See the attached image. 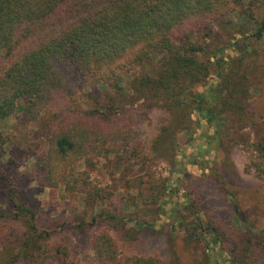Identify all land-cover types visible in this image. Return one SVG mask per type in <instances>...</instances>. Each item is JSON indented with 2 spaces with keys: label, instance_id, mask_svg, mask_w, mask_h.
I'll list each match as a JSON object with an SVG mask.
<instances>
[{
  "label": "trees",
  "instance_id": "16d2710c",
  "mask_svg": "<svg viewBox=\"0 0 264 264\" xmlns=\"http://www.w3.org/2000/svg\"><path fill=\"white\" fill-rule=\"evenodd\" d=\"M256 1L0 0V121L14 113L22 126L36 121L45 144L36 161L51 190L62 188L82 200L99 196L102 188L92 185L83 166L94 154H110L145 169L146 179L138 185L140 203L156 207L169 180L157 167L161 163L177 166L175 137L192 129L193 114L219 138L223 131L222 141L230 139L229 132L259 120L248 108V100L252 89L264 88V44L257 51L250 39L264 33V19L249 36L239 32L244 37L235 36L226 43L219 40L213 47L205 42L213 35L212 23L234 8L255 6ZM248 9L242 8L237 15L257 22ZM191 20L194 26H182ZM205 21L209 27L202 25ZM196 34H202V42L194 40ZM227 45L236 51L233 55ZM65 69L68 74L63 73ZM84 81L95 86L85 90ZM207 83V92L196 90ZM106 84L109 87L102 88ZM138 102L164 114L154 137L142 146L136 144L140 134L132 127L138 126L133 111ZM6 139L0 130V158ZM255 145L252 170L264 179V141ZM143 183L146 192L141 189ZM17 197L7 182L3 198L28 229L21 233L17 252L4 264H15L19 258L23 264H49L57 255L65 264H86L71 249L69 234L54 238L53 229H40L35 210ZM191 203L175 209L180 230H186L182 221L195 206ZM232 203L237 221L241 220L238 203ZM98 219L103 222L100 226ZM138 222L132 215L100 210L78 226L91 228L87 242L97 264H159L126 237L132 224L142 226L141 232L156 229L148 220ZM245 225L237 239L215 226L202 228L210 236L204 239L206 246L221 247L231 239L235 248L230 264H257L259 256L264 258V243L253 232L246 233ZM4 233L0 229V238ZM185 235L201 238L195 230Z\"/></svg>",
  "mask_w": 264,
  "mask_h": 264
},
{
  "label": "rangeland",
  "instance_id": "374dc122",
  "mask_svg": "<svg viewBox=\"0 0 264 264\" xmlns=\"http://www.w3.org/2000/svg\"><path fill=\"white\" fill-rule=\"evenodd\" d=\"M254 5L234 8L233 12L210 23L213 35L205 42L209 41L213 47L219 40H226V43L235 36L240 39L244 37L241 34L249 36L255 32L264 19V0H257ZM246 7L257 22L249 16L237 15L239 10ZM228 19L232 20L233 25L225 24ZM191 22L182 26H194ZM206 24V27L210 26L207 21L202 22V25ZM195 36V41L202 42V34ZM247 39L244 38L245 41ZM250 44L259 51L264 44V33L259 39L251 38ZM226 49L231 55L236 52L232 46L227 45ZM68 72L65 69L63 73ZM121 81L127 82V76L124 75ZM91 85L88 81L81 82L85 90ZM106 87H109L108 84L102 86ZM208 87L207 83L196 90L207 92ZM252 90L248 108L259 119L254 126L229 132L230 139L222 141L223 131L219 138L213 129L193 114L192 129L186 134L177 132V166L173 169L164 163L158 165L157 170L163 176H169L168 186L157 206L150 208L141 205L138 194L140 179H146L145 169L136 162L118 159L110 154H94L83 166L89 173L92 185L102 188L99 196L82 200L80 195L64 193L62 188L56 192L51 190L44 171L36 161L37 155L45 151L43 133L37 129L36 121L22 126L15 121L16 113L0 121V130L7 138L0 158V229L5 232L0 238V264L7 262L17 252L21 233L28 229L24 219L13 216L14 212L3 198L7 182L15 189L17 201L23 200L26 206L35 210L39 228L48 226L53 229L54 238L69 234L72 238L71 249L86 264H97L87 242L91 228L83 229L78 224L82 220L89 221L100 210L132 215L140 224L148 220L156 228L155 231L141 232L142 226L132 224L126 230V237L136 242L144 253L156 257L159 264H217V260L230 264L228 260L235 244L231 239H226L221 247L216 243L206 246L205 240L210 236L202 230L204 227L215 226L225 236L234 235L237 239V232H243L241 226L246 224L248 230L244 231L249 234L253 232L256 240L264 243V179L258 178L252 170V160H256L257 155L255 143L264 141V88ZM133 111L138 126L132 127L137 128L140 134L136 144L147 145L161 126L164 114L157 108L148 109L139 102L134 105ZM178 168H181L180 172H176ZM146 188V183L141 184L143 192H146ZM130 196L134 198L130 199ZM192 200L195 206H191L190 215L182 221L186 230H180L175 209L181 203L190 204ZM233 201L238 203L242 212L241 220L237 221ZM101 223L98 219L97 226ZM193 230L201 236L200 239L186 237L185 234ZM257 259V264H264L262 256ZM15 264H23V259L19 258ZM49 264L65 263L57 255L49 259Z\"/></svg>",
  "mask_w": 264,
  "mask_h": 264
}]
</instances>
